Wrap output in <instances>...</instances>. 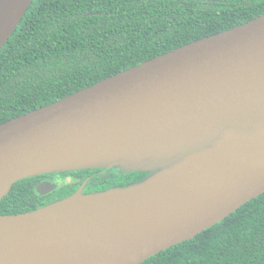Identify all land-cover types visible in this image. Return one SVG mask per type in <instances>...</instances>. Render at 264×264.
Here are the masks:
<instances>
[{"label": "water", "instance_id": "95a60500", "mask_svg": "<svg viewBox=\"0 0 264 264\" xmlns=\"http://www.w3.org/2000/svg\"><path fill=\"white\" fill-rule=\"evenodd\" d=\"M33 2L0 0V53ZM112 168L153 175L0 216V264H142L263 195L264 15L0 125V203Z\"/></svg>", "mask_w": 264, "mask_h": 264}, {"label": "trees", "instance_id": "16d2710c", "mask_svg": "<svg viewBox=\"0 0 264 264\" xmlns=\"http://www.w3.org/2000/svg\"><path fill=\"white\" fill-rule=\"evenodd\" d=\"M263 15L264 0H34L0 53V125ZM98 170L62 174L91 178L90 189L107 191L152 175L137 171L107 180L110 187L96 186ZM41 181L15 184L0 203V216L36 211L77 188L42 197ZM142 264H264V194Z\"/></svg>", "mask_w": 264, "mask_h": 264}, {"label": "rangeland", "instance_id": "374dc122", "mask_svg": "<svg viewBox=\"0 0 264 264\" xmlns=\"http://www.w3.org/2000/svg\"><path fill=\"white\" fill-rule=\"evenodd\" d=\"M112 169H116L115 170L116 172L123 173V176H127L130 173L136 171V169H129V168L128 169L112 168ZM57 174H60V173H57ZM82 177H83V179L75 186L77 188H75L73 191L72 190H66V193H72L71 199L73 197H75V198H77V197H86V196L94 195L95 193H99L97 187H94V188L90 189L89 185H90V183L92 181H88L89 183L86 182L87 181L86 179L88 177H84V176H82ZM100 178H101V180H98L97 183L96 182L95 183L96 184H102L103 183L105 186H109V183H107L108 182L107 180H109V179H111V181L114 180L113 177H111L110 175H109V177H107L106 174L102 175ZM75 179L76 178L74 176H72V175L64 176L63 174H60L59 176H56L58 190L62 189L64 187H67V186L74 185L76 183L75 181H77ZM95 181H96V179H95ZM115 184H117V183H115ZM60 192H62V191H58L55 194H59ZM55 194L53 196H55ZM67 199H70V197H68Z\"/></svg>", "mask_w": 264, "mask_h": 264}, {"label": "flooded vegetation", "instance_id": "af4514ba", "mask_svg": "<svg viewBox=\"0 0 264 264\" xmlns=\"http://www.w3.org/2000/svg\"><path fill=\"white\" fill-rule=\"evenodd\" d=\"M115 170H116V169H99V170H98V171H99L98 174H100V176L106 174L107 177H109V175H110L111 177H113V179H115V178H119V176L123 177V173H121V172H116ZM60 174H62V173H60ZM60 174L42 175V181H41V183H52V184L57 185L56 176H59ZM75 178H76V177H75ZM82 179H83V177L80 176L79 179H78V178L75 179V180H77V181H75L76 183H75L74 185L67 186V187H64V188L59 189V190H58V185H57L56 190H55L54 192L49 193V194H47V195L44 196V197H49V196L55 194L56 192H58V191H62V190H64V189H70L72 186L77 185ZM86 180H87L86 182L91 181V178H87ZM109 180H111V179H109ZM41 183H40V184H41ZM88 183H89V182H88ZM118 183H119V182H118ZM40 184H39V185H40ZM102 184H103V183H102ZM109 184H110V183H109ZM98 185H100V184H96V186H98ZM109 187H110V186H109ZM107 189H109V188L106 187L105 189L98 190V192H99V191H102V192H103V191H105V190L107 191ZM53 203H57V202L54 201Z\"/></svg>", "mask_w": 264, "mask_h": 264}]
</instances>
